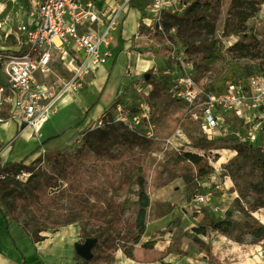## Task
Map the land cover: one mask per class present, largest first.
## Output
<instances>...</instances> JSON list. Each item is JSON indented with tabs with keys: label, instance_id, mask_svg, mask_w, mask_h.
Listing matches in <instances>:
<instances>
[{
	"label": "rangeland",
	"instance_id": "rangeland-1",
	"mask_svg": "<svg viewBox=\"0 0 264 264\" xmlns=\"http://www.w3.org/2000/svg\"><path fill=\"white\" fill-rule=\"evenodd\" d=\"M182 1L187 7L191 0ZM213 1L208 22L198 34L205 42H198L195 50L194 75L202 85L219 79L228 68L231 60L227 47L231 43L250 41L253 37L264 42V7L247 21L248 29L244 34L221 37L227 0ZM97 3L103 5L101 0ZM134 3L130 2L132 11L126 10L122 17L124 38L119 39L115 60L111 66L105 63L99 67L87 89L79 93L80 101H70L60 114L66 113L65 121L73 125L84 114L81 104L90 103V106L96 100V105L71 129L64 124L58 126L52 133L58 136L44 144L59 143L54 150L30 160L34 149H27L29 151L25 150L26 155L21 158L24 165L55 177L47 157L49 153H58L73 161L85 176L88 191L84 198H70L67 183L52 180L49 191L56 192L57 204L50 219L61 224L74 223L79 227V241L91 243V258L81 257L78 264H120L125 258L124 249L132 250L146 240H154L156 249L167 251L164 258L151 264H212L205 253L207 246L222 264H264L263 241L253 242L248 233L237 242L235 231L219 234L209 230L205 235H196L192 230L228 217L237 223L257 220L264 224V207L255 208L256 200L264 197V192L254 190L261 171L254 159L237 154L234 148L239 143L235 133L242 138L248 133L242 125L245 119L241 121L225 114L232 132L210 133L202 127L199 107L190 108L176 96L175 78L184 72L177 57L188 58L184 31L178 28L173 17L165 14L162 31L144 29L138 22L129 32L137 16ZM7 11L17 23L21 19L19 15L24 14L21 0H16L12 7L7 2L1 16ZM198 35L193 34L190 39L196 40ZM212 41L220 54L205 68L198 55L205 52L206 43ZM139 57L151 60L142 72L136 69ZM102 71H107L106 78ZM145 72L150 73L148 79L144 78ZM233 77L245 78L241 72ZM100 107L102 111L96 114ZM252 121L260 123L253 132L256 138L251 145L264 158V118L256 114ZM14 126L16 123L9 122L1 127L4 143L7 138H14L10 147L1 153L3 162H17L23 147L31 144L25 141L22 132H13ZM54 126L46 122L40 134L56 130ZM185 152L202 158L198 164L179 160L178 156ZM198 171H202L203 176L200 177ZM7 172L11 175L16 170L9 167ZM141 188L150 202L144 228L137 231L134 221L140 210ZM14 192L11 188L3 190L8 198ZM197 194H204L207 200L196 203ZM46 216V211L38 214L33 208L25 207L19 212L18 222L28 225L30 230L40 229L41 235L52 222H44Z\"/></svg>",
	"mask_w": 264,
	"mask_h": 264
},
{
	"label": "built area",
	"instance_id": "built-area-1",
	"mask_svg": "<svg viewBox=\"0 0 264 264\" xmlns=\"http://www.w3.org/2000/svg\"><path fill=\"white\" fill-rule=\"evenodd\" d=\"M24 1L29 22L14 23L9 13L0 19V125L11 122L22 129L30 127L32 135L86 86L99 66L115 59L122 17L130 2L141 13L143 28L153 31H162L165 14L180 15L187 4L182 0H113L107 10L95 0ZM3 4L0 0V9ZM9 38L12 43L7 42ZM177 58L184 72L175 78V94L188 107H199L202 127L210 133H226L230 124L224 115L230 114L245 119L242 125L248 133L243 138L235 133L239 141L254 142L253 132L260 122L252 119L256 114L264 118V75L228 81L225 90L215 94L196 80L191 60ZM13 139L4 143L0 128V155ZM11 175L24 182L30 172L20 169ZM206 200L204 194L195 196L198 204Z\"/></svg>",
	"mask_w": 264,
	"mask_h": 264
},
{
	"label": "trees",
	"instance_id": "trees-1",
	"mask_svg": "<svg viewBox=\"0 0 264 264\" xmlns=\"http://www.w3.org/2000/svg\"><path fill=\"white\" fill-rule=\"evenodd\" d=\"M188 1V0H187ZM264 0H227V9L223 19L221 37L236 36L244 34L247 29V21L257 15L260 11L261 4ZM213 0H191L184 12L180 15L169 14L176 21L178 28L184 31L185 51L188 54L187 60H191L193 65L197 67L195 58V50L198 42H205L200 34V28L208 22L210 10L214 6ZM197 34L199 38L191 40L190 37ZM13 39H10V42ZM207 48L205 52L199 54L200 64L207 68L213 64L219 57V48L215 41L206 43ZM227 53L230 60L228 68L224 71L219 79H214L203 84L207 92L219 94L226 88V83L231 80H238V77H233L238 72L243 74V77L252 75H264V54L262 52V41L253 37L250 41L236 40L227 47ZM241 60H245L241 63ZM234 78V79H233ZM94 105V104H93ZM92 106V105H91ZM90 106V107H91ZM87 111L85 112V115ZM82 122L79 121L78 123ZM77 123V124H78ZM53 135L45 138L41 142V146L49 140L57 137ZM235 150L237 154L245 158L254 159L256 165L261 171V179L255 185V192H264V158L260 156L255 148L246 141H239ZM179 160H186L193 164H198L201 156L192 152H185L178 156ZM47 161L50 167L55 171L56 176L52 177L43 171L34 170L33 167L23 164V159L18 162H3L0 158V172H6L0 176V217L8 219L13 222H18L19 212L23 208H33L38 214L46 211L47 216L44 222L50 219V214L56 206V192L51 193L49 187L52 185V180H64L67 183L68 196L70 198H84L87 195L88 185L85 176L82 174L80 167L75 166L73 161L66 157L60 156L58 153H49ZM9 167H14L16 172L20 169L30 172L26 181L16 180L12 175H9L7 170ZM198 175L203 176L202 171H198ZM6 188H11L15 191L9 198L7 194L3 193ZM19 190L20 193L16 192ZM150 199L146 191L141 188L139 191L140 210L135 218L134 227L137 231H142L145 225L147 214V207ZM255 208L264 207V197L257 199ZM41 222L42 219H41ZM89 224V223H88ZM92 224V223H91ZM22 225V224H21ZM63 225L55 220L49 222L46 228H53ZM24 231L29 236L31 241L36 242L42 240L44 237L39 235V230H30L28 225H22ZM193 232L196 235L207 234L209 230H213L219 234H228L235 231L234 240L241 241V236L248 233L252 241L257 243L263 241L264 243V224L254 220L253 223L241 222L237 223L231 218L221 219L218 221H210L204 227H194ZM154 240H146L135 246L132 250H123V254L132 260L139 262H154L161 260L167 254V251L159 250L154 247ZM208 261L212 264H222L211 251L210 246L205 248ZM78 260L80 256H75ZM169 264V263H166Z\"/></svg>",
	"mask_w": 264,
	"mask_h": 264
},
{
	"label": "crops",
	"instance_id": "crops-1",
	"mask_svg": "<svg viewBox=\"0 0 264 264\" xmlns=\"http://www.w3.org/2000/svg\"><path fill=\"white\" fill-rule=\"evenodd\" d=\"M1 1H3L4 4H3L2 8L0 9V19L3 18V16H1V14L3 13V11L5 9L6 3L10 2L11 7H12V5L14 4V2L16 0L15 1H13V0H1ZM23 1L24 0H21L22 10H23L22 12L24 14H23V16L19 15V17H21V19H19V21L29 22L30 16L28 15L26 8L24 9ZM95 1H96V3L98 2V0H95ZM111 1L112 2H110L109 0H101L103 5H101L100 7L109 10L113 4V0H111ZM26 6H29V4H27ZM131 8L132 7H129L127 10H129V12H130V11H132ZM135 11L137 12V16H136V19H135L134 24H133L134 27L129 32L133 31L137 27L136 26L137 23L138 22L140 23V20H141V13L139 12V10L137 8H135ZM7 13H9V11H7L6 14ZM131 26H132V24H131ZM122 27H123V22H121V30L119 32V35L122 37H119V38H124V36L122 34ZM10 39L11 38H9L7 40L8 43H12V42H10ZM2 45H3V39L0 38V46H2ZM119 46H120V42L118 44V48H119ZM118 48H117V50H118ZM117 55H118V53L116 54V56ZM114 60H111V61L107 62L106 64L111 66V64ZM101 66H103V65H101ZM101 66H99V67H101ZM138 67H139V65L137 62L136 69H137V71L141 70V72H142V69H139ZM95 71H94V73H95ZM102 72L104 73L103 77L106 78L107 77V71L106 72L102 71ZM94 73H92L89 76V78L87 79L86 86H84V88L82 90H80L75 96L70 97L68 100H66L62 104L61 109L58 111V113L49 118V120L47 122L50 121L53 125H55L56 127L55 126L54 127L56 130H53L50 132H42L40 134V130L43 128V125H42V127L39 129L38 134L32 135V131H31L30 127H28V129L26 127H24L22 129L21 127H18L17 125L13 127V132H15V134L16 133L21 134V132H22L23 136L25 137V141L28 140L27 143L31 141L30 146H24L23 147V151L19 153V156L16 158V160H18V161L22 160L21 158L26 155L24 152L27 149H29V150L34 149V151L31 152L29 155L30 160H33L36 157H39L45 153L51 152L52 150H54L58 146L59 143H55V141L51 142L47 146H44V145L41 146V142L46 137H48V135H53L57 131L58 126L60 127L62 124H64V127H65L66 125L70 124V122L65 121L67 114L66 113L60 114V112L65 107H67V105H69L70 101H74V100H76L77 102L80 101V99H78L79 98L78 95H79V93H82L85 89H87L89 81H90L91 77L94 75ZM105 85H106V81L103 84L101 91L103 90ZM96 103H97V101L95 100L93 102V104L96 105ZM89 104L90 103L81 104L82 110L84 111V114H83L82 118L80 120L74 122L73 125L77 124L81 120L83 121V118H85L87 116V115H85V112L87 111V114H88L90 109L94 106L93 104H91L92 106L90 105L91 106L90 107ZM102 109L103 108L100 107L99 110L96 112V114H99L102 111ZM59 116L61 118H59ZM54 117H56V120L53 119ZM4 125H6V124L0 125V128ZM73 125L72 124L68 125L67 128L71 129V127ZM63 131L66 133L67 129H64ZM228 131L232 132L230 130V127H229ZM1 133H2V128H1ZM47 133H50V134H47ZM11 134L9 136H11ZM1 137L3 139V136H1ZM12 137L7 138V141L10 140ZM24 144H26V142ZM29 150H27V151H29ZM0 158H1V155H0ZM41 235L44 237L42 240L33 242V241H31L29 236L24 231L20 222H13V221H10L8 219H4V218L0 217V264H78L79 259L77 260L75 258V256H79L77 254V250L81 245V242L78 239L79 238L78 237V235H79V227L78 226H75L74 223H68V224H63V225L56 226L53 228H45L41 232ZM126 258L127 257L125 256V258L123 260H120L121 261L120 264H147V263H150V262H139V261H135L132 259H131L132 260L131 261V260H128Z\"/></svg>",
	"mask_w": 264,
	"mask_h": 264
},
{
	"label": "water",
	"instance_id": "water-1",
	"mask_svg": "<svg viewBox=\"0 0 264 264\" xmlns=\"http://www.w3.org/2000/svg\"><path fill=\"white\" fill-rule=\"evenodd\" d=\"M149 76H150V73L148 72L144 73L145 79H148ZM90 247H91V243L89 241H85L81 243L80 247L77 250V254L82 258L90 259L91 258Z\"/></svg>",
	"mask_w": 264,
	"mask_h": 264
},
{
	"label": "bare ground",
	"instance_id": "bare-ground-1",
	"mask_svg": "<svg viewBox=\"0 0 264 264\" xmlns=\"http://www.w3.org/2000/svg\"><path fill=\"white\" fill-rule=\"evenodd\" d=\"M137 62H138V65H139V69H144V68H147L150 64H151V60H149V59H145V58H138L137 59ZM27 129H28V127H26ZM126 259H128V260H131V259H129V258H126ZM132 261V260H131ZM151 263H153V262H150V263H147V264H151Z\"/></svg>",
	"mask_w": 264,
	"mask_h": 264
}]
</instances>
